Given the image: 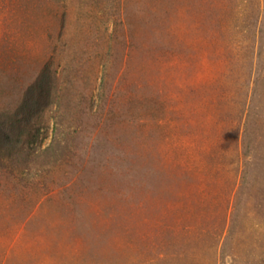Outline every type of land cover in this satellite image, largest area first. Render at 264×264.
I'll list each match as a JSON object with an SVG mask.
<instances>
[{
  "label": "rangeland",
  "instance_id": "obj_1",
  "mask_svg": "<svg viewBox=\"0 0 264 264\" xmlns=\"http://www.w3.org/2000/svg\"><path fill=\"white\" fill-rule=\"evenodd\" d=\"M0 264H264V0H0Z\"/></svg>",
  "mask_w": 264,
  "mask_h": 264
},
{
  "label": "trees",
  "instance_id": "obj_2",
  "mask_svg": "<svg viewBox=\"0 0 264 264\" xmlns=\"http://www.w3.org/2000/svg\"><path fill=\"white\" fill-rule=\"evenodd\" d=\"M5 140H7V139L5 138Z\"/></svg>",
  "mask_w": 264,
  "mask_h": 264
}]
</instances>
